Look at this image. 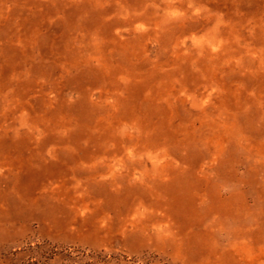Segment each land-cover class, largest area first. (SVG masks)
Here are the masks:
<instances>
[{
  "label": "rangeland",
  "instance_id": "obj_1",
  "mask_svg": "<svg viewBox=\"0 0 264 264\" xmlns=\"http://www.w3.org/2000/svg\"><path fill=\"white\" fill-rule=\"evenodd\" d=\"M0 264H264V0H0Z\"/></svg>",
  "mask_w": 264,
  "mask_h": 264
}]
</instances>
